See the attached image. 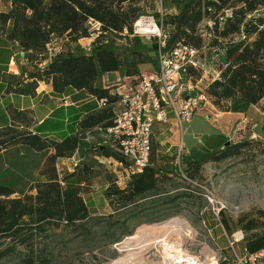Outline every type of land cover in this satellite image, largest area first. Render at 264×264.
Returning <instances> with one entry per match:
<instances>
[{
  "label": "trees",
  "instance_id": "obj_1",
  "mask_svg": "<svg viewBox=\"0 0 264 264\" xmlns=\"http://www.w3.org/2000/svg\"><path fill=\"white\" fill-rule=\"evenodd\" d=\"M156 2L10 0L8 10L0 11V36L15 43L33 67L25 84L15 85L22 76L11 77L8 93L33 96L37 85L44 83L51 85L55 98L76 91L86 93L96 104L98 100L107 102L99 109L90 106L92 111L80 121L79 132L59 141L31 129L28 111H11L10 121L0 126V156L20 147L42 160L38 172L41 180L27 181L20 175L0 176V262L15 258L19 264L44 263L46 249L36 246L37 240L44 238L49 230L84 228L90 220H95L91 214L95 209L93 202H85L81 195L83 186L93 177V166L81 164V160L90 153L117 163L123 164L124 160L110 149L91 147L85 134L112 124L116 97L100 85L101 78L123 69L122 77L135 80L141 77L144 65L154 64L137 51L140 40L129 38L139 17L152 14L157 21L161 19L162 30L169 36V49L180 44L199 52L207 49L203 58L206 64L213 55H222L223 68L218 70L217 78H203L207 83L206 95L215 109L228 112L233 105L257 106L264 101V0H180L175 12L162 18L157 13ZM206 22L211 23V28L204 25ZM9 24L11 29L7 33ZM93 35L91 52L76 53L78 43ZM58 42L61 44L55 47ZM187 74L198 81L203 71L188 68ZM246 146V142L240 141L224 144L202 162L188 163L184 172L193 181L200 178L205 163L240 159ZM169 149L174 151L173 147ZM75 155L81 158L79 168L60 178L56 169L58 161ZM71 178L74 184L67 183ZM176 179L181 180L177 173L159 163L152 140L148 166L132 175L123 187L109 179L103 198L114 213L122 212L124 226L133 212H141L134 207L142 202L149 200L151 204L166 207L186 199L185 194L170 195L172 191L166 185L176 188ZM261 220L264 213L254 211L236 221V229L250 238L244 240L249 253L264 249V233L257 232ZM220 222L227 235L233 234L226 220ZM151 223L141 224L125 236L130 237L141 226ZM110 242L116 244L120 239Z\"/></svg>",
  "mask_w": 264,
  "mask_h": 264
},
{
  "label": "rangeland",
  "instance_id": "obj_2",
  "mask_svg": "<svg viewBox=\"0 0 264 264\" xmlns=\"http://www.w3.org/2000/svg\"><path fill=\"white\" fill-rule=\"evenodd\" d=\"M156 1L158 4L160 3L159 6L156 5L157 13L160 11L163 16L174 13L180 0ZM7 2L8 0H0V10L5 9ZM139 40L140 46L136 48L137 51L143 53L154 62L153 65L143 69L142 72L146 74L152 73V69H156L157 64L154 41ZM87 43V41H83L81 46L79 45L75 49L76 53H79V55L83 53V48L87 46ZM60 44L58 42L54 46L56 47ZM206 53L207 49L201 51L198 55L199 59L203 60V58H206ZM209 61L208 64L211 65L208 67L207 64L205 71L211 77L223 68L222 55H213ZM203 86H205L204 82L199 85L198 89H195V92H200ZM237 109H240V107ZM201 112L203 115L202 119H204V115H211V107L207 105ZM202 119H196L195 123L188 129L186 124L183 127L182 135L178 133L174 136V142L178 143L177 147H173L174 151L169 149L172 144L171 140H169L172 136L169 130V121L153 128L151 136L153 149L159 163L176 173L175 161H177L178 147L181 145L182 150L179 162L183 169H186L188 163L183 161V153L189 149L184 148L186 146L183 137L187 139L189 138L188 135L192 133L205 135L203 138L201 135L198 137L194 136V141H201L203 145L209 141V152L213 151L215 153L221 148L220 145L224 135L219 134L217 136L218 130L216 128L213 130L214 134L210 132L208 133L209 135L206 134L208 131L207 126L205 125L206 123L200 122ZM213 122L214 120L211 124ZM211 124L208 125L211 126ZM261 125V127L257 126L254 129L247 124L241 127L237 126L235 127L236 130H232L230 133L231 144L240 141L241 143L246 142L248 145L244 148L245 155L242 158L227 160L219 164L205 163L201 168L200 178L197 177L191 181L192 183L176 179V188H170L172 186L167 184L168 190L172 191L171 196L185 194L187 198L178 200L174 205L166 207L151 204L152 201L149 200L142 202L134 207L136 208L135 211L141 212H133V215L129 217V222L124 226H122L124 217L122 212L114 213L113 209L107 206L103 198V191L109 179L112 182L117 179H123L125 173L120 166L114 163L115 161L93 156L90 153L81 160V164L87 163L93 166V177L83 186L81 195L85 202H93L95 209L91 211V214L95 220H90L84 228L49 230L44 238L42 237L35 242V245L42 250L45 246V262L35 264H114L116 261H120L119 264H165L168 263L169 255L179 254L180 257H184L185 252H187L186 255L188 256L201 258L206 255L209 258L212 256L218 258L221 256L226 257L228 261L223 263L231 264L226 239L222 235L221 227L219 226L221 225L220 221L222 219L226 220L229 227L234 230L233 233H235L239 230L236 229V221L240 216L253 213L254 211H262L264 213V120L261 121ZM253 133L257 137L252 138ZM218 137L222 139L219 140L220 138ZM87 143L91 147L98 146L100 140L96 133L92 132L90 134ZM207 157L199 162H202ZM80 159L79 156L76 157L73 164L65 161L57 163L56 169L59 177L63 178L79 168L77 166L78 163L76 164L77 167L73 165ZM41 165L42 160L40 158L17 147L0 156V176L20 175L26 177L27 181L41 180V176L38 175ZM67 183L74 184V179H69ZM208 194H211L214 198L213 205H210L208 200H206ZM220 205L226 209L217 216L216 209ZM108 215H112V218L109 219ZM173 220L183 224L187 229L168 228L163 230L162 235L160 234L165 240L163 243L162 241L156 243V241H159L156 239L157 237L147 235L132 240L134 244L129 241L131 242L129 243L130 247L128 249L123 248L124 244L128 243L127 238L129 237L125 236L126 233L131 230L134 231L137 226L152 222L141 226L139 229L145 226L160 227L166 222ZM261 223L258 233H264V220H261ZM115 238H119L120 242L111 244L110 241ZM245 239H250L249 237L247 238V234ZM245 244L244 241L243 246ZM0 264L19 263L15 258H9L0 262Z\"/></svg>",
  "mask_w": 264,
  "mask_h": 264
},
{
  "label": "built area",
  "instance_id": "obj_3",
  "mask_svg": "<svg viewBox=\"0 0 264 264\" xmlns=\"http://www.w3.org/2000/svg\"><path fill=\"white\" fill-rule=\"evenodd\" d=\"M156 4L159 6L160 3L156 2ZM159 13L162 18V13L160 11ZM161 23V19L157 21L152 15H143L133 23L130 39L154 41L156 70L148 74L142 73L141 77L135 80L120 77L112 83H107L105 88L110 89V94L116 97V102L112 105V124L92 130L100 140L97 147L110 149L118 153L124 160L123 164L113 161L125 173L123 179L116 180L119 187H123L132 175L141 173L148 166L152 130L155 126L166 124L169 116H172L178 133L182 135L183 127L190 123L197 113L205 109L207 105L212 106L207 93H205L207 83L203 80L209 74L205 71L207 64L199 59L200 52L182 44L169 49L167 47L169 36L163 32ZM204 25L208 28L212 26L210 22H206ZM94 28L96 29L97 25ZM124 33L126 34L125 31ZM83 50L85 53H90L91 45H87ZM210 65L208 64V67ZM188 68L196 70L201 68L202 78L193 81L187 74ZM217 76L218 73L211 77L215 79ZM203 82L205 84L203 89L198 93L195 92V89H198ZM106 103V100L97 101L98 107L101 108L105 107ZM63 104L68 106L71 103L64 101ZM92 132L86 133V141ZM178 149L175 171L181 180L192 183L179 162L181 145ZM204 191L206 190L204 189ZM206 200L210 205H213L214 198L211 194L206 196ZM225 209L220 205L216 209V215L218 216ZM222 230L230 253L231 264H264V249L256 253H249L243 246L245 234L241 230L231 235H227L223 227ZM185 253L187 254V252ZM186 254L183 257L185 259L183 263L180 261L181 259L175 260L176 262L180 261L177 264H219L228 261L226 257L222 256L209 258L206 255L201 258Z\"/></svg>",
  "mask_w": 264,
  "mask_h": 264
},
{
  "label": "crops",
  "instance_id": "obj_4",
  "mask_svg": "<svg viewBox=\"0 0 264 264\" xmlns=\"http://www.w3.org/2000/svg\"><path fill=\"white\" fill-rule=\"evenodd\" d=\"M9 6L10 0H8L5 9H1L0 11H7ZM10 29L11 26L9 24L7 33L10 32ZM94 37L95 36L93 35L92 38L81 40L78 44L81 46L83 41H87L88 43L86 45H91ZM149 66L150 65H144L142 67V70ZM40 67L41 66H39V68ZM155 70L156 69L154 68L151 72H154ZM32 71V65L22 57V55L19 53L17 45L6 40L4 36H0V126H3L5 123H8L10 121L9 113L11 111L17 110L28 111L29 119L31 120V129L36 130L44 137L47 136V138L49 139L59 141L65 137H69L78 133V125L80 121L92 111L91 108L95 106L97 109H99L96 102L92 101L91 97H89L86 93L76 91H72L66 97L55 98L52 95L51 85L44 83H39L37 85L33 96H21L7 92V88L9 86L12 87L11 77L22 76V78H19L20 81L15 83V85H18L20 82L25 84L29 81L28 74L32 73ZM122 74L123 69L116 73H110L109 75L106 74L101 78L100 85L105 88L107 83L114 82L117 78L122 77ZM64 101H67L71 104L65 106L63 104ZM239 107L240 109H237ZM230 109L231 110H229L228 112H220L219 110L211 106V115H204L205 118L202 119V112L197 113L190 121V123L187 124V129L190 128L193 123H195L194 121L196 119L199 120V118H201L203 121L200 120V122L206 123L205 125L207 126L208 131L206 134H208L209 132L214 134L213 130L214 128H216L218 130V133L215 132L217 136H219V134L224 135L222 137L224 139L218 137L220 138L219 140L222 139V144L220 145V147H222L224 146V144H231V138H229V136L232 130H236L235 127H241L242 125L247 124L251 126L252 129H254L257 126H262L261 121L264 120V101H262L257 106H247L239 104L235 106L233 105ZM78 116L79 119L77 118ZM213 120L214 122L211 124ZM168 121L170 124L169 130L172 133V136L169 139L172 142L170 147H177L178 143L174 142V136L178 134L177 127L172 116H169ZM208 124H211V126H209ZM200 135L202 136V138L205 137V135L194 133L189 134V138L187 139L183 137L186 146L184 148H188L190 150H187V152L183 153V161H185L186 163L199 162L203 158L213 153V151H208L209 141L206 142L207 145H203L201 141H194V136L198 137ZM254 137L257 136L253 133L252 138ZM76 157L78 156L75 155L71 159L60 161H65L69 164H73L74 160H76ZM78 162L79 160H77L76 163ZM221 231L222 235L224 236L222 227Z\"/></svg>",
  "mask_w": 264,
  "mask_h": 264
},
{
  "label": "bare ground",
  "instance_id": "obj_5",
  "mask_svg": "<svg viewBox=\"0 0 264 264\" xmlns=\"http://www.w3.org/2000/svg\"><path fill=\"white\" fill-rule=\"evenodd\" d=\"M168 228H183V229L185 228V229H187L185 226H183V224H180L179 222L177 223L174 220L171 221V222H166L163 226H160V227H158V226H145V227L137 230L134 233V235H132L131 237L127 238V242L128 243L125 242L126 244H124L123 248L124 249H128L130 247L129 243H131V242H129V241L135 240L137 238L145 237L147 235H150L152 237H157L156 239H158L159 241H156V243H159L161 241L163 243V242H165V240H163V238L161 237V235H162L161 233H162L163 230L168 229ZM132 243H133V241H132ZM175 257H176V259H175ZM177 259H181L180 261H182V263L185 261V259L183 257H180L179 254L178 255H174V256L173 255H169V258L167 259L168 263H165V264H177V263H180V261H178V262L175 261ZM187 260H190V259L188 258ZM119 263H120V261H116L114 264H119Z\"/></svg>",
  "mask_w": 264,
  "mask_h": 264
}]
</instances>
